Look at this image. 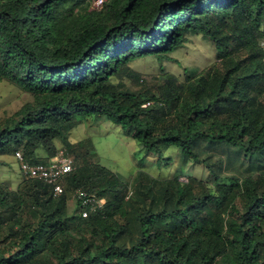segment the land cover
<instances>
[{
	"label": "trees",
	"instance_id": "obj_1",
	"mask_svg": "<svg viewBox=\"0 0 264 264\" xmlns=\"http://www.w3.org/2000/svg\"><path fill=\"white\" fill-rule=\"evenodd\" d=\"M92 1L0 0V80L33 97L0 120V165L17 150L30 163L71 153V130L97 116L144 157L175 147L202 163L201 142L264 155V0ZM190 34L215 48L201 69L139 90L113 82L138 58H171ZM77 158L64 178L102 208L84 217L76 199L71 212L41 178L0 181V264H264V171L224 177L207 164L211 181L140 179L132 195L118 173Z\"/></svg>",
	"mask_w": 264,
	"mask_h": 264
},
{
	"label": "rangeland",
	"instance_id": "obj_2",
	"mask_svg": "<svg viewBox=\"0 0 264 264\" xmlns=\"http://www.w3.org/2000/svg\"><path fill=\"white\" fill-rule=\"evenodd\" d=\"M214 59L213 42L200 34H190L187 41L171 53V58L163 60L156 56L138 58L129 64L126 71L115 76L113 82L126 89L139 90L159 83L165 73L175 74L183 79L187 73L194 69H201ZM32 100L30 93L9 81L0 80V120ZM70 139L76 146L75 150H70L76 157V165L78 153L86 152L89 161L107 166L127 181L129 194L132 195L138 188L140 179L148 182L153 177L169 178L179 175L184 182L193 178L211 181L214 178L207 164H211L212 168L224 177L244 176L252 172L264 171V155L251 160L246 158L238 147L226 144L213 148L201 142L197 152L200 159L205 161L202 163L186 159L175 147H163L164 154L160 157L157 152L144 157L141 145L135 141L132 134L106 116L86 118L71 130ZM15 153L16 151L14 154L5 156L3 164L0 165V181H5L14 188L23 177V171ZM22 154L24 155L23 151ZM141 168L146 173L138 177L137 173L142 170ZM70 178L66 180L64 178L62 185L63 192L66 191L69 198L68 208L73 212L78 202L74 196L75 190L70 184Z\"/></svg>",
	"mask_w": 264,
	"mask_h": 264
},
{
	"label": "built area",
	"instance_id": "obj_3",
	"mask_svg": "<svg viewBox=\"0 0 264 264\" xmlns=\"http://www.w3.org/2000/svg\"><path fill=\"white\" fill-rule=\"evenodd\" d=\"M105 0H93L92 7L102 8ZM264 51V40L262 41ZM264 59V57H263ZM15 157L20 162L23 174L29 178H41L47 183L54 186L55 193L63 192L64 187L61 183L63 178L76 168L74 156L66 149H59L47 162L30 163L22 154L21 150H17ZM74 196L81 201V214L84 217L89 216L92 212L102 208L105 200L99 198L95 194L88 193L82 187L75 189Z\"/></svg>",
	"mask_w": 264,
	"mask_h": 264
},
{
	"label": "crops",
	"instance_id": "obj_4",
	"mask_svg": "<svg viewBox=\"0 0 264 264\" xmlns=\"http://www.w3.org/2000/svg\"><path fill=\"white\" fill-rule=\"evenodd\" d=\"M38 155L39 156H44V155H46V151L45 150H38Z\"/></svg>",
	"mask_w": 264,
	"mask_h": 264
}]
</instances>
